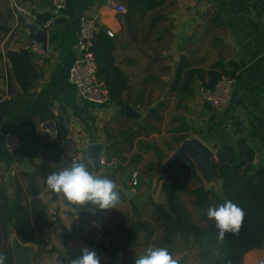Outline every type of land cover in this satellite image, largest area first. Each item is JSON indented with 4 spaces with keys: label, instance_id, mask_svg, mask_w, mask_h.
<instances>
[{
    "label": "crops",
    "instance_id": "1",
    "mask_svg": "<svg viewBox=\"0 0 264 264\" xmlns=\"http://www.w3.org/2000/svg\"><path fill=\"white\" fill-rule=\"evenodd\" d=\"M112 2L127 12L119 13ZM53 8V0H0V98L23 94L10 53L31 51L39 74L30 96L20 98L22 107L6 115L0 127V186L5 182L14 197L20 183L27 196L24 204H37L29 222L44 245L28 243L35 245V264H55L41 263L39 255L69 264L83 247L94 250L101 263L114 264L120 257L121 264H134L149 246L167 248L184 264L189 250L172 251L156 204L166 206L162 185L179 177L187 161L165 181L160 177L186 141L197 138L212 148L231 130L247 126L251 114L264 119V0H163L147 9H128L127 0H76L56 18ZM46 15L53 18L46 22ZM84 17L96 19L114 42L115 66L127 81L123 97L135 115H128L126 106L90 103L71 83ZM39 31L48 32L46 42L40 43ZM183 57L205 70L219 62L231 72L238 67L230 102L222 111L198 96L200 84L193 98L177 99L174 81ZM46 123H54L53 131L44 128ZM15 126L34 128L39 140L37 156L27 159L30 170H22L24 160L4 145L3 133ZM94 143L104 149L102 165L95 170L91 163L93 171L115 181L121 197L117 209L68 206L47 188L52 172L73 160L90 161L87 147ZM1 168L9 169V177L1 175ZM134 172L139 175L136 191ZM34 177L37 196L29 188ZM8 236L10 246L14 238L20 240L14 226ZM250 252L254 262L247 259ZM250 252L244 264L264 263V248Z\"/></svg>",
    "mask_w": 264,
    "mask_h": 264
},
{
    "label": "trees",
    "instance_id": "2",
    "mask_svg": "<svg viewBox=\"0 0 264 264\" xmlns=\"http://www.w3.org/2000/svg\"><path fill=\"white\" fill-rule=\"evenodd\" d=\"M65 1L67 7H73L76 0ZM162 3L163 0H127L128 9L155 8ZM43 17L46 22L53 18L49 15ZM114 48V42L100 27L94 42L98 65L97 76L106 85L111 103L124 109L126 102L123 91L127 87V81L115 66ZM9 58L23 94L16 95L12 100L0 98V127L4 126L6 115L22 107L20 98L30 96L39 78L32 64L31 51L10 53ZM235 69L237 70L238 67L235 66ZM236 70L232 72L226 70L221 62L208 70L195 68L188 58L183 57L174 81L176 97L180 102L193 98L197 84L206 90L213 91L223 76L234 79ZM9 132L20 138V147L16 151L19 158L29 159L32 162L39 148V140L34 128L28 130L24 126H15ZM185 138L186 136H183L179 141ZM213 149L216 154L213 157L212 171L221 181V196L205 187L192 161L188 160L187 165L182 166L179 171L183 172L188 167L189 176L202 183L192 190L191 194L194 196L195 211L202 216L203 221L209 220L207 210L215 205V200L219 205L230 200L244 209L245 218L239 235L233 236L226 233L225 240L218 243V230L215 225L208 226L197 222L193 213L185 205L184 184L179 177H170L163 183L162 191L166 206L156 204L157 213L163 221L165 241L172 251L179 249L178 247L187 249L189 246L191 249L197 248L196 257L200 264H244L245 257L251 250L264 248V119L257 114H251L247 126L237 127L227 136L217 139ZM89 168L93 170L91 164ZM29 188L30 194L38 195L36 177L30 179ZM26 198L20 183L14 197L8 195L5 182L0 186V232L5 242L6 264L14 263L13 250L8 240L11 226L16 228L23 243H34L40 247L44 245L43 240L32 234L34 225L29 222V216L34 212L33 209H36L37 204L36 202L30 205L24 204ZM213 249L219 251L218 257L213 254ZM247 259L249 262H254V252H250Z\"/></svg>",
    "mask_w": 264,
    "mask_h": 264
},
{
    "label": "clouds",
    "instance_id": "3",
    "mask_svg": "<svg viewBox=\"0 0 264 264\" xmlns=\"http://www.w3.org/2000/svg\"><path fill=\"white\" fill-rule=\"evenodd\" d=\"M91 161L73 160L71 165L47 176V188L60 196L68 206L109 210L117 209L121 197L115 181L90 170ZM207 217L214 221L218 230V243L225 240L226 233L238 236L243 226L245 211L232 201L209 207ZM219 256V251L213 249ZM7 257L0 253V264H6ZM69 264H101L94 250L80 249V255L71 258ZM134 264H178V260L164 247L149 246L135 258Z\"/></svg>",
    "mask_w": 264,
    "mask_h": 264
},
{
    "label": "built area",
    "instance_id": "4",
    "mask_svg": "<svg viewBox=\"0 0 264 264\" xmlns=\"http://www.w3.org/2000/svg\"><path fill=\"white\" fill-rule=\"evenodd\" d=\"M53 16L60 17L67 8L65 0H53ZM113 7L119 13H126L127 9L112 2ZM100 25L96 19L84 17L80 22V31L77 39L78 53L69 71V79L78 89L79 95L86 101L98 105H109L111 98L106 85L98 79V65L94 52V42ZM112 35L111 32H109ZM235 80L223 76L213 91L199 88V93L206 103L210 104L213 110L220 112L228 106ZM4 142L9 151H17L20 147V138L6 132ZM131 185L136 191L139 186L138 172L132 174Z\"/></svg>",
    "mask_w": 264,
    "mask_h": 264
},
{
    "label": "water",
    "instance_id": "5",
    "mask_svg": "<svg viewBox=\"0 0 264 264\" xmlns=\"http://www.w3.org/2000/svg\"><path fill=\"white\" fill-rule=\"evenodd\" d=\"M38 34L39 38H42L40 43L47 41L48 32L39 31ZM126 113L128 115H135V112L130 106H126ZM44 128L53 131L54 123H46ZM103 149L104 145L101 143L90 144L87 147L89 160L93 164L95 170H98L102 165L101 159ZM213 157L214 151L211 147L202 142L200 139H190L183 143V146L169 160L164 174L160 177V180L165 181L176 168H178L184 162L190 160L196 165L198 172L204 178L206 183L210 184L213 182H218L219 180L216 178L212 171ZM21 169H31V166L27 159L23 161ZM127 193L129 194L130 192L128 191ZM11 247L13 250L14 257L13 264H35V245L24 244L19 239L14 238ZM114 264H121V258L119 257Z\"/></svg>",
    "mask_w": 264,
    "mask_h": 264
},
{
    "label": "rangeland",
    "instance_id": "6",
    "mask_svg": "<svg viewBox=\"0 0 264 264\" xmlns=\"http://www.w3.org/2000/svg\"><path fill=\"white\" fill-rule=\"evenodd\" d=\"M198 96L203 99V97L201 96L200 93L198 94ZM5 133H3V139H4V134ZM4 145H5V142H4ZM5 147H6V145H5ZM12 153H16V152L12 151ZM214 153L216 154L215 150H214ZM215 154H214V156H215ZM1 169H2L1 170L2 174L1 175L4 176V177H9V169H7V168H5V169L1 168ZM195 171H196V173L198 175L197 168H196ZM5 172L7 174H5ZM189 174H190V169L187 167V169H185L183 172H181V173L176 175V176L179 175L180 181L184 184L183 199H184L185 205L193 213V215H194V217H195L197 222H200L201 224H205V225H208V226L215 225L214 221H211V220H207L206 222H205V220L203 221L202 220L203 219L202 216L200 214L196 213L195 208L193 206V198H194V196L191 194L192 193L191 191L194 190L195 188L199 187L202 183L199 182L196 178H191L189 176ZM10 175H11V173H10ZM202 182L204 183L206 188L212 190L218 196H221V194H222L221 183L219 181L215 182V183L213 182V183H210V184L204 182L203 180H202ZM214 206H219L218 201L215 200V205ZM187 247H188V250H189V258H188V261L184 262V264H197V263L199 264V259L196 257L197 248L196 249H191L189 246H187ZM4 249H5V242L3 241L2 234H0V253H4ZM39 260H40L41 263H42L43 260H45V262H48V263H51V261L52 262L54 261L55 264H58V262H56V260L53 257H50V256L47 257L46 255H45V258H43V256L39 255Z\"/></svg>",
    "mask_w": 264,
    "mask_h": 264
}]
</instances>
